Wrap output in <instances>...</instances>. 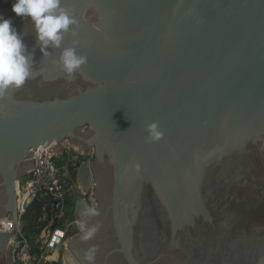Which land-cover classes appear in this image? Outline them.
I'll return each instance as SVG.
<instances>
[{
	"label": "water",
	"instance_id": "1",
	"mask_svg": "<svg viewBox=\"0 0 264 264\" xmlns=\"http://www.w3.org/2000/svg\"><path fill=\"white\" fill-rule=\"evenodd\" d=\"M13 2L34 71L0 96V264H20L34 151L65 141L92 152L76 179L95 206L74 205L61 264H264V0H62L76 23L45 55Z\"/></svg>",
	"mask_w": 264,
	"mask_h": 264
},
{
	"label": "built area",
	"instance_id": "2",
	"mask_svg": "<svg viewBox=\"0 0 264 264\" xmlns=\"http://www.w3.org/2000/svg\"><path fill=\"white\" fill-rule=\"evenodd\" d=\"M63 146L65 150L67 147L65 144ZM52 147L40 146L34 151L35 167L16 187L19 220L14 233L15 259L20 264L58 262L70 238L83 229L82 218L75 212L74 204L69 203L72 178L62 164L63 159L60 164L57 161L60 153L50 151ZM75 150L74 155L81 153ZM35 201L41 205L36 223L48 225L43 236L28 232L25 228L27 222L23 220L26 210ZM90 204L92 206V200ZM0 222L6 229H10L13 224L10 219H1ZM55 252L57 256L52 257Z\"/></svg>",
	"mask_w": 264,
	"mask_h": 264
},
{
	"label": "clouds",
	"instance_id": "3",
	"mask_svg": "<svg viewBox=\"0 0 264 264\" xmlns=\"http://www.w3.org/2000/svg\"><path fill=\"white\" fill-rule=\"evenodd\" d=\"M12 11L16 16L32 20L36 29L35 39L44 55L49 46L59 48L64 33L76 23L71 12L62 6V0H14ZM85 62L86 57L77 54L71 47L64 48L59 58L62 70L69 79ZM33 63V53L28 50L12 18L0 14V96L9 88L21 87L33 75ZM147 130L152 141L159 140L163 135L156 122L150 123Z\"/></svg>",
	"mask_w": 264,
	"mask_h": 264
},
{
	"label": "rangeland",
	"instance_id": "4",
	"mask_svg": "<svg viewBox=\"0 0 264 264\" xmlns=\"http://www.w3.org/2000/svg\"><path fill=\"white\" fill-rule=\"evenodd\" d=\"M65 146L67 147L65 150H63V153L59 154V157L57 158L58 163L60 164L62 159V164L65 167V169L68 171L69 175L72 178V187L73 189H77L78 186L80 187L79 183L77 182L76 175H74V172H77V169L79 167V164L84 161V160H89L92 156V152L89 151L88 153L82 154V153H76L74 155V150L73 147L69 144L68 141L64 142ZM76 151V150H75ZM74 155V156H73ZM62 158V159H61ZM69 159H72L73 161L70 162ZM73 192V190H72ZM88 196H91L92 200V194L91 191L88 193ZM93 201V200H92ZM95 206V202L93 201L92 207ZM61 264V259L58 261Z\"/></svg>",
	"mask_w": 264,
	"mask_h": 264
},
{
	"label": "trees",
	"instance_id": "5",
	"mask_svg": "<svg viewBox=\"0 0 264 264\" xmlns=\"http://www.w3.org/2000/svg\"><path fill=\"white\" fill-rule=\"evenodd\" d=\"M74 175H76V172H74ZM41 205L37 201H35L27 210L26 213L23 215V220L27 222L26 230L30 233H37L40 234V236H43L47 229L48 225L45 223L37 224L36 219L38 217L39 211H40ZM51 264H59L58 262H53Z\"/></svg>",
	"mask_w": 264,
	"mask_h": 264
},
{
	"label": "flooded vegetation",
	"instance_id": "6",
	"mask_svg": "<svg viewBox=\"0 0 264 264\" xmlns=\"http://www.w3.org/2000/svg\"><path fill=\"white\" fill-rule=\"evenodd\" d=\"M70 162H72V160ZM72 190H73V192L69 196V203L70 204L75 205L77 202L84 200L88 204V206H90L92 208V206L90 204L91 197L88 196L87 192H84L82 190L81 186L80 187L78 186V188L75 190L72 187ZM88 193H90V191H88Z\"/></svg>",
	"mask_w": 264,
	"mask_h": 264
},
{
	"label": "bare ground",
	"instance_id": "7",
	"mask_svg": "<svg viewBox=\"0 0 264 264\" xmlns=\"http://www.w3.org/2000/svg\"><path fill=\"white\" fill-rule=\"evenodd\" d=\"M56 256H57V253L55 252L52 257H56Z\"/></svg>",
	"mask_w": 264,
	"mask_h": 264
}]
</instances>
